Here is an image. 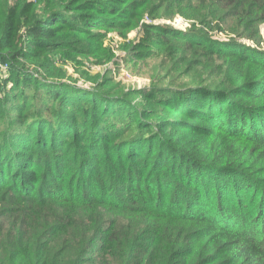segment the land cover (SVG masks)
I'll list each match as a JSON object with an SVG mask.
<instances>
[{"label":"trees","instance_id":"1","mask_svg":"<svg viewBox=\"0 0 264 264\" xmlns=\"http://www.w3.org/2000/svg\"><path fill=\"white\" fill-rule=\"evenodd\" d=\"M194 1L214 11L194 9L195 17L186 18L197 21L177 29L145 22V16L157 18L165 0H0V71L6 73L0 92L11 87L0 97V115L7 109L4 99L21 91L20 85L46 87L42 76L55 77L54 59L64 60L66 53L92 59L76 46L83 36L100 46L107 32L123 36L138 29L136 45L127 47L133 55L172 53L180 43L200 48L208 61L226 62L229 72L216 73L224 78L217 87H160L156 102L167 119L157 124L143 117L126 127L132 121L127 108L107 114L97 109L102 98L87 91L75 102L96 104L92 111L57 119L62 110L50 124L31 122L33 138L23 152L11 146L17 132L2 134L0 264H264V51L210 35L213 23L225 24L224 12L247 11L263 23L264 0ZM78 59L68 60L78 66ZM61 98L55 93L49 99ZM35 112L31 104L28 118L38 121ZM67 205L94 213L90 220H76ZM45 206L57 215L51 220L46 213L37 226L38 211L31 213ZM99 210L106 213L97 216ZM116 212L133 219L106 220ZM106 221L101 252L105 232L99 230ZM120 232L125 248L117 252Z\"/></svg>","mask_w":264,"mask_h":264},{"label":"rangeland","instance_id":"2","mask_svg":"<svg viewBox=\"0 0 264 264\" xmlns=\"http://www.w3.org/2000/svg\"><path fill=\"white\" fill-rule=\"evenodd\" d=\"M7 1L9 4L15 2V0ZM165 1L164 7L156 12L157 18L155 20L150 21L147 16H145L146 23L170 25L177 29H186L191 27L193 21H197V18H193V21L186 18L195 17L198 10L194 11V9L201 10L200 13L204 15H208L210 12L214 11L211 9L210 5L201 6L194 0ZM170 11H173V13ZM220 12L224 11H219L218 13ZM220 15L221 18H224L225 24H212L215 29L210 31V35L215 40L224 43L233 41L241 42L249 47L264 51V22L260 23L251 17H247V11L239 15H230L225 12L220 13ZM260 20H262V18H260ZM88 21L94 25L98 22ZM77 24L81 28L85 25V23ZM234 29L235 31H242L245 35L232 34L231 31ZM137 31L138 29H135L134 31L127 32V34L123 36L120 35L118 31L107 32L106 36L98 42L100 46L96 45L93 40H85L84 36L79 37V42L81 43L78 45L74 44L79 50L85 48L87 52L90 53L89 55L92 57L93 61L92 59H85L86 61H83L84 58L78 59L76 56L66 53L64 60L59 58L54 59L56 61L54 68H56L57 71L62 70L64 73H62V76H59L57 71L53 70L52 72H54L55 77H44L42 76V70L37 68L35 74H37L38 78L42 76L41 82L46 83V87L41 84L36 88H30L29 85L23 84L20 85L22 86L20 87L21 91L17 94L12 93L7 99H4L7 109L0 115V136L2 134L6 136L8 129L10 132H17L15 138L11 142V146L23 152L24 146L29 142L30 138H33L31 134L33 133L35 124L31 122H38V124L42 126L44 124L43 122H49L50 124L56 117L60 116L62 110L64 113L57 119L63 120L73 115L80 116L83 110L90 111L93 107L95 108L96 104L92 107L85 101L75 102L78 97L88 94L87 91H95L98 95L93 97L102 98L97 103V109L106 110L107 114H112L118 108H127V117H130L129 119L132 121H127L125 124L126 127L131 125L130 122L134 123L136 118L143 117H148L147 119L149 122L157 124L164 118L167 119V117L163 115L162 110H164V107L156 102V96H160L159 90H163V88L160 87H164L165 85L173 88H182L189 85L203 86L201 84H212L217 87L224 78L220 74L216 75V73L221 70L225 71V74L229 73L227 71L228 64L226 62L222 60L208 61L200 48L191 47L187 49L180 43L173 45L174 50L172 53L168 49H163L161 55H133V51H127V47L136 45L138 38ZM124 37L126 39H124ZM107 53V58L103 57V55L105 56ZM71 58H74V60L78 59L81 64L78 66L72 65L68 60ZM94 62L98 63L95 64ZM3 74L6 73L0 71V77L4 79ZM13 85L16 88L18 83H14L12 86ZM72 85L75 89H71ZM61 86L67 87L62 89ZM10 88V84L8 83L7 86L1 90L0 97L3 98ZM74 90L83 91L74 92ZM55 93L61 94V99L63 101L50 100L49 98H51V95L53 98ZM24 95H26V98H21ZM189 99L192 100L193 97ZM28 100L33 101V103L29 105V103H27ZM72 102H75V104L71 105L70 103ZM31 104H33V110L40 114V119L38 121L28 118L32 117ZM119 112L125 115L124 109H120ZM116 122H119V120ZM128 135H130V133H128ZM21 139L24 141H18ZM5 154H8V151H5L2 155ZM66 208L69 210L71 217L76 220H90L91 215L94 213V210L87 212L71 205H67ZM35 211H38L34 220L37 226H41L46 217V213L51 220L57 215L53 207L49 206L37 208L33 210L31 214ZM103 213H106V211L99 210L97 216H103ZM131 216L132 214L126 215V213L116 212L109 215L106 220H114L115 224L121 221L125 224L127 220L130 221L133 219ZM145 216L147 217V215ZM51 220L49 221L51 222ZM145 221L149 220H144L142 222ZM101 225L103 227L102 230L99 231L105 232V236L101 240L104 244L101 252H104L106 250L105 237L107 236L105 229L110 225L107 221ZM81 226L82 225H76L75 227ZM100 235L101 234L95 236L94 241H96L95 238H99ZM120 235L121 237L117 240L116 245L117 252L125 248V233L120 232ZM17 260H19L18 257L10 258L9 262L14 263ZM111 260L112 258H108V262ZM152 260L155 263L157 261L156 257H153ZM23 263L27 264L25 259H23ZM61 264H63L62 261ZM84 264L87 263L84 262Z\"/></svg>","mask_w":264,"mask_h":264}]
</instances>
